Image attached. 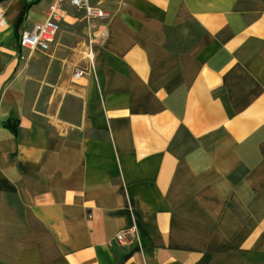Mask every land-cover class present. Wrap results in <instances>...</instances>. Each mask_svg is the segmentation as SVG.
Here are the masks:
<instances>
[{"label":"crops","instance_id":"0c3cea01","mask_svg":"<svg viewBox=\"0 0 264 264\" xmlns=\"http://www.w3.org/2000/svg\"><path fill=\"white\" fill-rule=\"evenodd\" d=\"M49 2L0 1V264H264V0H102L78 81Z\"/></svg>","mask_w":264,"mask_h":264},{"label":"built area","instance_id":"2783aa9c","mask_svg":"<svg viewBox=\"0 0 264 264\" xmlns=\"http://www.w3.org/2000/svg\"><path fill=\"white\" fill-rule=\"evenodd\" d=\"M102 0H50L45 19L42 22L35 23L29 30H22L19 34V46L25 49L29 54L35 50L46 52L55 42L60 23L64 16L63 6L66 4L75 10L82 11L86 22V40L83 51V60L86 67L76 68L72 73V79L81 80L83 77L93 73L95 66L93 64V48L102 44L107 36V22L109 14L100 7ZM133 227L120 230L113 241L119 244H129L134 241L132 233ZM131 236V238H127Z\"/></svg>","mask_w":264,"mask_h":264},{"label":"trees","instance_id":"16d2710c","mask_svg":"<svg viewBox=\"0 0 264 264\" xmlns=\"http://www.w3.org/2000/svg\"><path fill=\"white\" fill-rule=\"evenodd\" d=\"M0 1H2V0H0Z\"/></svg>","mask_w":264,"mask_h":264}]
</instances>
